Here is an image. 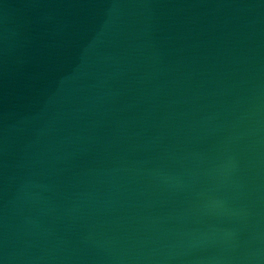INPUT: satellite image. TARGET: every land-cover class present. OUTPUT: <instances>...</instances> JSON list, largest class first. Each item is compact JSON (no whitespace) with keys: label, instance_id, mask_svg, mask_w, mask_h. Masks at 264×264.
<instances>
[{"label":"water","instance_id":"water-1","mask_svg":"<svg viewBox=\"0 0 264 264\" xmlns=\"http://www.w3.org/2000/svg\"><path fill=\"white\" fill-rule=\"evenodd\" d=\"M0 264H264V0H0Z\"/></svg>","mask_w":264,"mask_h":264}]
</instances>
